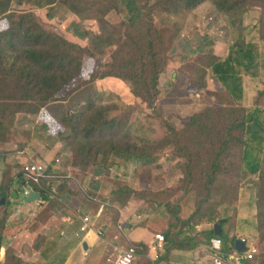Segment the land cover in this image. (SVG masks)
<instances>
[{
  "label": "rangeland",
  "instance_id": "obj_1",
  "mask_svg": "<svg viewBox=\"0 0 264 264\" xmlns=\"http://www.w3.org/2000/svg\"><path fill=\"white\" fill-rule=\"evenodd\" d=\"M120 1L117 11L111 10L104 16H101V11L104 12L111 3L100 0H90L88 3L83 0L79 4L80 10L79 13L76 12L77 14L72 12L73 2L69 5L60 3L58 6L47 7L43 6L44 2L24 1L20 5L15 1L12 10L33 15L39 25L47 31L87 49L94 38L99 37L105 43L108 37L114 36L113 28L117 29L119 24L127 20L129 14L127 4L132 3L133 0ZM74 2L78 3V0ZM84 3L86 6L82 9ZM138 3L136 2L137 7L140 4ZM248 8L249 11L243 21L244 29L248 30L241 29L243 28L241 26L231 27L226 17L220 15L210 1H205L197 10L183 18L170 19L161 15L154 17L156 28L162 29L172 22H177L180 35L188 39L196 37L197 39H194L199 41L192 45V49H186L184 44L179 48L175 46L173 52L170 49L165 76L161 81L158 80V96L153 109L133 96L131 86L126 81L113 77L102 78L104 72L111 69L110 48L103 49L101 54H94L90 59L83 57L80 78L65 88L60 95L61 98L65 96L67 104L65 110L57 109L58 113L63 110L61 115L59 114L58 121L66 128L60 137L49 126L43 113L32 115L8 112L3 115L4 117L1 116L3 117L0 119L2 167L5 163V169H14L16 173L22 172L17 151L24 152L25 156L34 157L28 158L27 161L40 160L46 166L49 154L62 158L65 166L71 165L76 168L74 175L83 185L80 190L75 186L57 190V196L65 195L73 199L83 191V194L89 195L90 192L86 189L88 183L109 184L110 188L121 187L126 190H129L128 186H130L138 190V180L141 179L142 190L139 193L134 192L133 196L159 202L158 207L165 208L167 213L175 212L180 208V213L183 210L189 217L194 214L196 220L207 222L216 219L221 209H232L239 199L240 189L246 186V181L241 172L242 146L231 145L226 148L224 140L227 138L228 116L226 111L223 113L217 111L219 107L229 102V97L225 93V87L229 86L222 77H220L222 84L217 80L211 82L210 79L214 74L209 68L204 78L206 83L204 90L198 89L197 85L191 83L192 79L194 81L203 76L202 71L209 62L200 55H205V52L208 54L205 57L218 59V62H221L220 59L227 57L229 52L240 57V53L248 51L254 62V68L257 69L259 76L264 78V0L252 2ZM198 10L202 13L194 15ZM104 26H107V29H104ZM235 45L240 46L242 51ZM193 51L194 54H191ZM254 68H251V71H255ZM247 69L245 65H238V71L242 73L249 71ZM259 87H263L261 82ZM208 107H214V115L211 119L206 121L207 119L202 118L200 122L184 127L195 114L204 113ZM68 108L83 109L82 122L81 120L77 122L75 119L76 125L81 128L86 126L90 117L97 113V109L107 110L105 113L107 118L116 119V129L105 130L102 134L96 131L88 140H84L83 135L77 136V133L72 131L73 125L66 121L68 118L64 115L67 114ZM260 120L264 121L263 115ZM123 126L126 129H123ZM256 134L248 135L249 140L252 138L251 143L261 140ZM84 141L95 145L92 149V156L95 159H89V167L85 169L77 165L78 158L75 155V151L83 147H79V143ZM127 141L137 145V151L134 153L139 154L144 151L150 158L137 161L109 153L106 142L119 147ZM246 145L245 140L244 146ZM107 154L108 159L103 164L101 159ZM50 159L52 158L48 157V160ZM124 174L129 175V180L123 179ZM5 178L11 181L9 175ZM53 180L43 179L41 187L43 185L47 189L50 188ZM122 180L128 182L123 184ZM254 183L260 184L261 177L259 176ZM52 200L56 205L53 208L57 210L67 211L66 209L69 208L67 205L69 200L60 201L54 197ZM21 206L24 208L16 212L13 227L8 231H5L7 229L4 227V232L2 229L4 225L9 224V216L7 217L8 212L3 214L4 206L0 207V233H4V239L9 242L0 253L1 264H49L45 250L49 240L47 217L52 211L47 208V201L36 207L24 204ZM149 208H154V205H150ZM56 214L60 213L56 212ZM258 218V225L260 223L264 234V226L261 225L260 217ZM236 232L237 240L240 229L238 228ZM224 236L227 238L229 236L226 228ZM243 237L251 244L257 237V228L250 226L249 232L243 234ZM263 242V235L258 232L253 244L258 251L255 263H264V248L259 247V243ZM74 246L75 244L69 250Z\"/></svg>",
  "mask_w": 264,
  "mask_h": 264
},
{
  "label": "trees",
  "instance_id": "obj_2",
  "mask_svg": "<svg viewBox=\"0 0 264 264\" xmlns=\"http://www.w3.org/2000/svg\"><path fill=\"white\" fill-rule=\"evenodd\" d=\"M15 1H18L20 5L24 1L44 2L43 6L47 7L58 6L60 3L69 5L70 2H73L71 4L72 12L77 14L76 12L80 10L79 4L83 0H78V3H75L74 0H0V119L8 112H11V114L26 113L32 115L43 113L49 126L60 137L66 131V128L58 121L59 114L61 115V112L67 108L65 96L61 98L60 95L65 88L80 78L83 57L86 56L85 58L90 59L94 54H101L103 49L110 48L112 50L111 69L104 72L102 78L113 77L126 81L131 86L133 96L141 99L148 107L153 109L158 96L157 84L159 76L165 72V68L168 66L167 55L170 49L173 52L175 46L177 48L183 46V44L186 45L187 49V44L182 42L194 40V42L198 43L199 41L196 40V37L188 39L180 35V28L177 22H172L169 26L162 29L156 28L154 17L161 15L170 19L183 18L188 13L197 10L205 1H210L218 13L226 17L231 27H243L244 16L249 11L248 6L252 5V2L260 0H133L132 3L129 2L127 4L129 9L127 20L119 24L118 30L113 28L114 36L108 37L105 43L99 37L94 38L87 49L69 43L64 37L47 31L39 25L33 15L13 11L12 4ZM85 1L88 3L90 0ZM100 1L111 3L110 7L106 8L104 12L101 11V16L111 10L117 11L121 3L120 0ZM136 2L140 3H138V7ZM86 3L83 4L82 9H85ZM103 28L107 29V26ZM241 29L248 30L244 29V27ZM180 43L181 45H178ZM191 54H194V51ZM244 57L249 58L250 52L244 53ZM202 58H205L206 62L209 61L206 63L207 67L202 71L203 76L200 79H194V81L192 79L191 83L194 86L197 85L198 89L202 90L205 87L204 78L207 75L208 68L213 71L216 77H222L224 80L223 76L237 74L234 67L231 66V57L224 63L218 62V59ZM238 61H240V65H243L241 58ZM225 93L229 97V102L217 110L221 113L226 111L228 116L226 125L227 138L224 140V145L226 148L231 145L239 147L241 145L242 153L245 148L247 125L254 118L248 114L243 104L236 102L235 96L232 94L234 89ZM257 102L264 106V89L259 92ZM58 108L64 109L58 113ZM213 108L208 107L204 113L195 114L189 123L185 122L184 127L194 125L200 122L202 118L208 121L214 115ZM96 111L97 113L90 117L83 128L77 126L75 121L76 119L77 122H80V120L82 122L83 109L78 110V108H75L73 110L68 108L67 114L64 116L68 118L66 121L73 125L72 131L77 133V136L81 137L83 135L84 140H88L92 133L96 131L102 134L105 130L116 129V119H108L105 114L107 110L97 109ZM123 127V129H126L125 126ZM67 140H69V137ZM106 144L109 153H113L123 159L138 161L139 159L150 158L144 151L139 154L134 153V151H137V145L131 144L129 141L123 142L119 147H116L111 142H106ZM81 146L83 147L75 151V155L78 158L77 165L85 169L87 166L89 167L88 160L95 159L92 156V149L95 145L84 141L79 143V147ZM108 154L105 155L104 159H101L103 164L106 163ZM263 170L260 174L261 183H257L258 188L255 184L257 188V216L260 217L262 226H264ZM23 179L26 182V179ZM28 184L34 191L42 194L43 201H47L46 187L42 185L41 188L32 181H28ZM120 190L132 193L130 189L121 188ZM8 197L7 193H0V200L2 198L6 200L4 207L8 205ZM179 209L177 208L175 212H169L174 221L172 224L173 228L178 225H181L182 228L185 226L196 227L201 224H211L212 226L209 232L201 233L200 237H196L193 240L186 237L185 241L189 248H195L199 244H210L213 238L219 237L215 234V225H223L225 223V220L219 214L216 219H210L207 222L196 220L194 214L188 219L182 220L179 216ZM4 227L5 225L2 229L3 232ZM258 232L263 235L264 239L260 223ZM4 237L5 234L1 232L0 253L4 247ZM221 237H224L223 234ZM259 247L264 248V242L259 243ZM1 263L2 260H0ZM251 264H255V262L253 261ZM256 264L264 263L259 262Z\"/></svg>",
  "mask_w": 264,
  "mask_h": 264
},
{
  "label": "crops",
  "instance_id": "obj_3",
  "mask_svg": "<svg viewBox=\"0 0 264 264\" xmlns=\"http://www.w3.org/2000/svg\"><path fill=\"white\" fill-rule=\"evenodd\" d=\"M199 13H202V11L198 10L194 15ZM182 43L187 44V49H192V45L197 44L194 40ZM178 45H181V43ZM238 47L242 51L240 46ZM242 53L238 57L231 55L229 52L227 57L224 56L220 59L221 63H224L231 57V66L234 67L236 64L240 65L238 59L241 58L243 66L245 65L248 68L249 71L242 73L238 71L237 65L234 68L237 74L223 77L226 80V85L229 86L228 88L225 87V92L234 89L232 94L235 96L236 102L243 104L248 114L254 118L247 125L245 135L247 145L241 153L242 174L246 186L240 189L239 199L232 209H221L218 213L225 220L223 225L219 224L222 227L223 236L225 228L229 234L228 238L221 237L226 250L235 249V234L238 228L240 229L238 239L244 238L243 234L249 232L250 226L257 228L258 237L257 188L254 182L258 180L264 166V121L260 120L262 115L264 116V106L257 102L259 92L264 89V78L260 77L257 69L254 68L252 57L245 58V52ZM204 54L200 55L202 57L208 55L207 52ZM251 68H254L255 71H251ZM211 73L214 74L212 70ZM164 76L165 73L160 76L159 81ZM216 80L222 84L220 77H216L214 74L210 81L215 82ZM260 82L263 85L262 88L259 87ZM253 133H257V137H260L261 140L251 143L252 138L249 140L248 135ZM16 153L22 165L31 161H27L28 158H34L25 156L22 151ZM52 156H49V154L47 156V180L58 178L60 180H53L51 187L49 186L50 188L47 189V208L52 211L47 217V236L49 240L45 250L47 251V262L49 264H112L129 245L137 247L134 264H210L211 257L208 250L210 244H199L191 249L188 247L185 238L193 240L200 237L201 233L210 231L211 224H201L196 227L185 226L183 228L178 225L173 228L174 221L171 215L167 213L165 208L158 207L159 202L133 196L134 192L139 193L142 190L143 181L141 179L138 180V190L126 184L132 193L120 190L121 187L113 188L111 186L110 188L109 184L88 183L86 189L90 192L89 195L83 194V191L73 199H69L65 195L57 196V190H64L67 186L69 188L75 186L80 190L83 185L74 175L76 174V168L74 169L71 165L65 166L62 158ZM48 157L52 159L48 160ZM5 167V163H3V167L0 163V193L5 192L9 195L8 205L2 209L3 214L8 212L9 224L5 223L7 229L5 231H8L16 221V212L24 208L21 205L36 207L45 201L27 202L23 192L26 185L23 184V177L21 178L20 172L16 173L14 169L7 170ZM7 175L11 177V181L6 180ZM124 178L129 180V175L124 174ZM122 182L125 184L128 181L122 180ZM12 187L13 189H11ZM97 194L99 196H96ZM53 197L60 201L69 200L67 211L53 208L56 207L52 200ZM150 205H154V208H149ZM56 212L60 214L57 215ZM179 216L182 220L189 218L187 212L183 210ZM84 217L88 218V222L87 231L83 234L80 232V227L83 225ZM157 234L164 235L165 243L163 250L157 252L159 258L155 259L156 252L151 248ZM254 241L251 244H254ZM3 244L4 249L5 246L9 245V242H6L3 238ZM73 244H75L74 248L69 250ZM83 245H85V248Z\"/></svg>",
  "mask_w": 264,
  "mask_h": 264
},
{
  "label": "built area",
  "instance_id": "obj_4",
  "mask_svg": "<svg viewBox=\"0 0 264 264\" xmlns=\"http://www.w3.org/2000/svg\"><path fill=\"white\" fill-rule=\"evenodd\" d=\"M23 184L26 185L24 196L28 197L29 191L27 187L32 188L28 181H32L37 186L41 187L43 179H47V166L41 162L31 160L29 163L22 165ZM42 188V187H41ZM33 189V188H32ZM37 192V191H36ZM42 198V197H41ZM42 200V199H41ZM88 218H83V225L80 227V232L85 233L87 231ZM245 243V250L242 252L236 249L226 250L224 248V242L221 237H215L211 240L208 250L210 252L211 262L210 264H251L255 257L258 255V251L253 244H249L248 240L241 238ZM165 243V237L162 234L155 236V242L152 245V250L156 252L155 259L159 258L157 252L163 250ZM137 255V247L129 245L112 264H134ZM256 264V263H255Z\"/></svg>",
  "mask_w": 264,
  "mask_h": 264
},
{
  "label": "water",
  "instance_id": "obj_5",
  "mask_svg": "<svg viewBox=\"0 0 264 264\" xmlns=\"http://www.w3.org/2000/svg\"><path fill=\"white\" fill-rule=\"evenodd\" d=\"M28 191H29V195L28 197H26V201L27 202H35V201H40L42 194L40 192H35L32 188L27 187ZM6 200L5 198H2L0 200V206H3L5 204ZM222 227L217 224L215 225V234L219 237L222 236V231H221ZM83 247L85 248V245H83ZM245 243L241 240V239H237L235 242V249L239 252H242L245 250Z\"/></svg>",
  "mask_w": 264,
  "mask_h": 264
}]
</instances>
